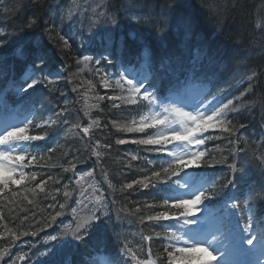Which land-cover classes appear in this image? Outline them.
I'll return each mask as SVG.
<instances>
[{
    "label": "snow or ice",
    "instance_id": "6c2138e0",
    "mask_svg": "<svg viewBox=\"0 0 264 264\" xmlns=\"http://www.w3.org/2000/svg\"><path fill=\"white\" fill-rule=\"evenodd\" d=\"M21 2L16 0L17 4ZM30 2L40 5L43 0ZM126 3L129 8L133 6V0H126ZM71 4L74 7L59 13V25L55 19L33 15L15 34L0 27V81L6 82L17 98L12 106L0 94V241H5L0 244V264H5V258L9 256L12 259L7 264H20L29 259L31 249L41 242L47 245L38 253L41 264H101L102 256L108 257L104 264H157V260L160 264H264V204L259 214L254 215L247 198L251 184L246 179L247 173L238 168L235 160L236 153L246 150L239 147L246 143V139L237 135L244 125L237 127L230 118L244 107L237 101L252 91L251 85L240 96L224 102L227 90L219 87L221 81L214 78L213 68L199 63L198 58L193 60L186 51L174 47L155 54L147 47L135 52L130 50L124 36H117L120 31L118 12L110 0H92L91 4L84 0V7L78 0H71ZM74 8H80V11ZM13 11H19V8L10 9L5 0H0V14ZM132 19L140 22L135 16ZM66 21L71 37L78 40L81 47L99 41L98 55H82L76 59V64L82 65L78 72L88 70L99 78L103 87H111L119 93L107 97L97 94V103L92 107L99 108L105 99L111 102L112 109L135 106L130 123L117 124L112 120L111 126L121 132L145 135L131 140L118 138L115 143L142 146L143 152L152 154V158H143L148 166L140 170L143 175L130 183H123L119 189L111 182L108 173L103 172V181L110 190L107 195L94 178L95 168L83 174L76 171L77 163H87V160L75 156L67 161V166L48 165L49 169L60 167L64 173H73L60 187H50L49 181L61 185L63 176L26 170L33 167V162L39 164L45 159L36 142L46 141L53 125L69 123L66 114L70 102L65 99L64 107L49 109L44 103L43 90L64 96L65 93L57 87L58 83L61 80L72 83L77 73L70 72L65 76L67 67L64 70L54 67L44 39L37 35L28 40L22 33L43 28L48 42L56 45L63 59L70 54L72 44L66 35H59L56 30ZM178 25L185 33L197 35L198 21L194 14H181ZM54 32L59 36L58 40L53 36ZM128 35L136 39L135 33L129 32ZM107 66H118L117 73L106 71ZM86 82L92 84L91 80ZM78 87L71 90L76 92ZM49 111L52 114L43 118V113ZM84 116L90 120L86 126L77 123L72 127L81 128L82 133L90 137L93 128L100 127V121L92 119L88 110L84 111ZM216 140L226 141V146H231L226 147L227 155L219 145L213 146L215 151L207 146ZM100 147L97 140L91 153L96 157L94 164H99L102 158V153L96 150ZM103 147L110 149L112 145ZM55 150L54 147L48 148L47 153ZM230 156L233 157L231 163ZM141 158L140 152L127 154L126 168L131 169L132 162ZM218 165H226L231 173L222 185L229 189L224 196L218 195L214 174L208 171ZM193 168L203 171H189ZM238 172L242 173L239 177ZM38 175L47 178L37 182ZM86 177L92 178L87 185L82 183ZM261 187L264 189V184ZM149 189L163 193L162 203H137L130 210L126 205L120 206L116 196L117 191L123 194L129 190L144 192ZM74 193L77 198L73 201ZM40 196L49 201L46 207L38 203ZM25 202L31 208L25 207ZM36 208L41 214L38 215ZM144 209L152 211L141 214ZM21 212L24 215L21 216ZM124 213L140 214L141 222L173 223L161 225L163 232L141 235L140 241L133 245L117 231ZM65 215H70L73 223L48 233L47 229L53 228L58 218ZM10 223L16 227H10ZM114 232L119 244L113 243ZM41 233L47 234L34 243ZM25 237L33 238L23 241L30 246L29 252L13 256L12 248ZM153 240L159 241L163 249L156 259L152 258ZM138 254L147 258L141 259ZM73 256L78 257L75 262Z\"/></svg>",
    "mask_w": 264,
    "mask_h": 264
},
{
    "label": "trees",
    "instance_id": "16d2710c",
    "mask_svg": "<svg viewBox=\"0 0 264 264\" xmlns=\"http://www.w3.org/2000/svg\"><path fill=\"white\" fill-rule=\"evenodd\" d=\"M5 2L10 9L19 8V11H13L7 15L0 14V27H4L7 32L15 34L33 15L42 19H55L59 25L60 21L54 11L65 4L67 0H58V2L43 0L40 5H33L30 0H22L19 4L16 3V0H5ZM112 4L116 6L118 20L124 24L122 27L125 28L124 32L127 33L133 29L138 36L137 40L125 37L128 48L133 52L147 47L150 52L155 54L162 49L174 47L181 52L186 51V54H189L192 59L196 60L198 58L199 63L210 65L213 68L214 78L221 81L219 87H227V90L233 96H240L251 85L252 91L247 92L242 97L244 107L240 109V112L233 113L230 118L233 119V123L237 127L241 124L244 125L240 132L243 130L248 132L246 143L239 145V147L246 150L245 152L236 153L235 160L238 168L247 173L246 179L251 184L250 201L259 213L263 204L262 191H264L261 187L264 184V159L261 158L264 156V0H182L180 2H172L171 0H133V6L130 8L126 0H112ZM181 14H194L196 16L198 21L197 35L185 33L183 27L178 25V18ZM133 16L143 18V21L139 23L129 22L128 19H132ZM56 31L59 35H66V38H69V43L72 44L70 54L64 56L63 59H61L56 45L48 42L47 34L44 33L43 28L36 29L34 32L28 30L22 33L24 38L28 40L34 39V36L37 35L41 36L47 45L54 67L62 70L67 67V71H64L65 76L70 72L77 73L72 83L67 80H61L58 83L57 86H59L60 91L65 93L64 96H61L59 92L49 93L47 89L43 90L44 103L49 109L58 110V106L64 107L63 102L65 99L70 103L67 106L68 113L66 114L69 123L66 124L67 128L60 134L62 139L60 146L63 147L53 146L56 150L52 152L51 158H49L50 155H46L45 159L38 164V167L42 169L51 164L67 166L62 162L65 155L67 161L72 160L74 156L80 159L85 155L87 139L81 128L75 129L72 127V125L78 123V117H85L84 111L90 99L85 96V92L96 96L97 94L102 96L119 94L113 88L103 87L99 83V78L96 80L90 77L86 70L79 73L78 69L82 65H77L75 61L82 55H86L84 48L80 46L79 41L71 37L65 24L58 27ZM53 36L56 40L59 39L55 32ZM253 72H255V76H253ZM249 77H252V79L249 80ZM88 80L92 81L91 85L86 82ZM5 83L0 81V89ZM77 85L79 86L78 91L73 92L71 89ZM101 104L103 105L102 113L92 116V118L99 119L100 127L92 130L91 136H88L89 139L107 141L111 145L120 147L134 144L117 145L115 140L118 138L131 140L144 136L140 133L121 132L116 127L111 126L112 120H116L117 124L130 123L135 115L133 106H121L120 109H112L111 102L107 99ZM39 108L40 105L38 104ZM51 114V111L45 112L43 118H47ZM84 122L85 119L80 120L79 124ZM58 125L60 124L53 126L51 136L56 134ZM105 125H108V127H105ZM214 145H219L221 149H225V155H227L226 147H231L230 145L226 146V141L222 140L209 142L207 146L215 151ZM137 147L142 149V146ZM115 151L121 152V149L115 148ZM216 155L219 158L218 152ZM111 158L115 157L112 156ZM232 160L233 157L230 156L229 162L231 163ZM122 165H125L123 161ZM217 168L219 169V178L216 188L220 196L221 193L229 191V189L223 188L222 185L231 173L226 165H218ZM109 169L113 176L112 179L118 180V188L123 183L132 181L127 175L120 174L121 167L112 164ZM133 169L131 168V170ZM48 172L54 177L57 175L64 177L61 185H55L52 181H49L50 187H60L65 183L66 175L60 167L51 168ZM116 174L118 175L116 176ZM241 174V172H238L237 176L239 177ZM46 178V176L38 175L37 182ZM239 185L240 181L238 179L237 186L239 187ZM149 192L150 190L144 192L129 190L123 194L131 196L129 204L134 208L137 203L142 205L145 202H158L148 200L151 199ZM29 198L32 197L29 196ZM37 200L41 207H46L47 202H49L44 200L42 196L38 197ZM25 207L31 208L26 202ZM35 210L38 215L41 214L39 208ZM147 210L144 209L143 214H147ZM17 211L19 210L17 209ZM5 215L7 222V209H5ZM20 215L22 216L24 213L21 212ZM154 225L156 226V224L145 220L144 233L147 235L153 234ZM9 226L15 228L16 224L10 223ZM4 243L5 241H0V244ZM151 248L156 258L163 251L161 243L157 240L151 242ZM157 263L160 264L158 260Z\"/></svg>",
    "mask_w": 264,
    "mask_h": 264
},
{
    "label": "bare ground",
    "instance_id": "6f19581e",
    "mask_svg": "<svg viewBox=\"0 0 264 264\" xmlns=\"http://www.w3.org/2000/svg\"><path fill=\"white\" fill-rule=\"evenodd\" d=\"M92 95L93 96H91L90 99L88 100L86 107L89 109L90 115L93 116V115H98V114L102 113V111L100 109H103V105L101 104L99 108L92 107L93 105H95L97 103V99H96L97 96L94 94H92ZM105 97H107V95Z\"/></svg>",
    "mask_w": 264,
    "mask_h": 264
},
{
    "label": "rangeland",
    "instance_id": "374dc122",
    "mask_svg": "<svg viewBox=\"0 0 264 264\" xmlns=\"http://www.w3.org/2000/svg\"><path fill=\"white\" fill-rule=\"evenodd\" d=\"M78 3L80 4V6L81 7H84V6H86L85 4H84V0H78ZM92 3V0H89V4H91ZM69 7H74V6H72V4H71V1H70V3H69V5L66 7V8H64V11H66ZM74 10L75 11H77V12H79L80 11V8H74ZM87 15V14H86ZM95 178V180L97 181V183H99L100 184V182L98 181V179L96 178V177H94ZM92 180V178H89V177H86V180L84 181V182H82V183H85V185H87V183L88 182H90ZM101 185V184H100ZM91 191V189H89V192ZM82 215H84V214H86V213H81ZM73 222H71V223H69V224H72ZM73 227H74V224H73ZM65 239H70V237H65Z\"/></svg>",
    "mask_w": 264,
    "mask_h": 264
}]
</instances>
